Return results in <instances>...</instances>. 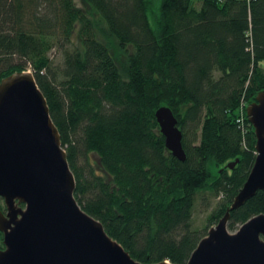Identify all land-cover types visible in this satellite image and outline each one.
Wrapping results in <instances>:
<instances>
[{"label": "trees", "instance_id": "obj_1", "mask_svg": "<svg viewBox=\"0 0 264 264\" xmlns=\"http://www.w3.org/2000/svg\"><path fill=\"white\" fill-rule=\"evenodd\" d=\"M83 2L0 0V80L31 71L74 197L108 236L139 263L186 264L256 158L239 109L264 92V0ZM161 106L177 119L183 162L165 147ZM217 198L201 233L196 202ZM263 213L258 191L230 212L228 230Z\"/></svg>", "mask_w": 264, "mask_h": 264}, {"label": "water", "instance_id": "obj_2", "mask_svg": "<svg viewBox=\"0 0 264 264\" xmlns=\"http://www.w3.org/2000/svg\"><path fill=\"white\" fill-rule=\"evenodd\" d=\"M165 147L185 161L172 111L155 112ZM256 137L252 169L224 216L186 264H264V213L228 230L230 212L264 192V92L246 108ZM237 161L228 163L232 169ZM75 179L47 102L29 71L0 80V264H142L85 213L74 197ZM157 264H170L168 262Z\"/></svg>", "mask_w": 264, "mask_h": 264}, {"label": "rangeland", "instance_id": "obj_3", "mask_svg": "<svg viewBox=\"0 0 264 264\" xmlns=\"http://www.w3.org/2000/svg\"><path fill=\"white\" fill-rule=\"evenodd\" d=\"M76 5L85 10L86 7L84 5L83 0H75ZM158 3V0H153V6L156 8V5ZM197 0H193L192 4L196 5ZM53 55H55V63L58 64L60 62L58 55L53 52ZM31 72L30 70H28ZM239 114L241 115V111L239 109ZM206 199H209L208 195H205ZM218 202H220V198L211 200L210 202H202L200 199L196 202L195 209H194V214H193V221H194V226L197 230H199L201 233H204V228L208 225L207 220L208 217L212 214L213 210L216 208ZM208 203L209 205H206ZM1 210L3 208L4 210V204L1 202L0 206Z\"/></svg>", "mask_w": 264, "mask_h": 264}, {"label": "built area", "instance_id": "obj_4", "mask_svg": "<svg viewBox=\"0 0 264 264\" xmlns=\"http://www.w3.org/2000/svg\"><path fill=\"white\" fill-rule=\"evenodd\" d=\"M244 108H245V105H244V104H242V105H241V108H240L241 115H242V114H243V112H244Z\"/></svg>", "mask_w": 264, "mask_h": 264}]
</instances>
